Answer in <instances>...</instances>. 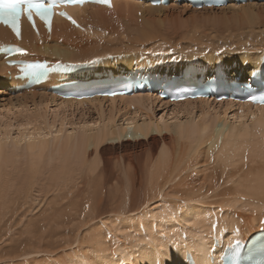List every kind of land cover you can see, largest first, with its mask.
<instances>
[{
	"label": "bare ground",
	"instance_id": "6f19581e",
	"mask_svg": "<svg viewBox=\"0 0 264 264\" xmlns=\"http://www.w3.org/2000/svg\"><path fill=\"white\" fill-rule=\"evenodd\" d=\"M81 19L91 25L88 33L69 32L67 24L60 21L59 30L44 48L31 45L30 50L53 61L101 58L113 71L117 65L124 66L123 62L130 67V53L135 52L136 59L140 53L158 52L178 62L197 56L212 64L210 73L220 57L225 66L231 61L248 63L247 69L238 66L234 76L246 70L251 76L250 67L258 68L264 55V4L195 10L185 5L152 8L115 0L111 8L94 7L88 18ZM26 38L33 40L31 32H26ZM111 55L114 58L109 61ZM3 73L0 64V75ZM7 81V77L0 78V99L14 108L47 111L54 105L56 111L92 109L98 118L85 126L53 132L49 126H40L43 116L37 111L35 118H26L24 130L15 137L0 127V216L27 204L37 188L40 193L47 187L59 191L67 184L60 190L69 186L73 199H78L71 218L81 219L75 235L66 236L64 242L59 238L67 231L54 228L71 220H44L56 240L53 249L43 246V234L36 235L30 245L8 247L5 253L1 249L0 264H157L154 254L162 260H182L184 245L208 262L213 224L215 232L226 234L225 240L231 243L246 241L264 230V108L206 100L171 106L149 95L83 102L58 100L41 91L18 97L8 93L10 97L3 90ZM156 103L164 111L159 120L153 114ZM202 147L208 148L222 171L235 165L237 159L257 158L260 165L244 176L245 181L243 178L234 189H228V197L217 208L208 207V198L198 189V194L194 192L195 188L190 189V196L168 202L165 189L176 176L181 183L177 190L181 191L182 183L189 184L186 179L190 175H182L198 163L194 159H200ZM59 199L62 203L67 196ZM9 223L13 222L0 220V228ZM235 229H239L238 234ZM203 233L206 238L194 241ZM33 255L37 257L28 260Z\"/></svg>",
	"mask_w": 264,
	"mask_h": 264
},
{
	"label": "rangeland",
	"instance_id": "374dc122",
	"mask_svg": "<svg viewBox=\"0 0 264 264\" xmlns=\"http://www.w3.org/2000/svg\"><path fill=\"white\" fill-rule=\"evenodd\" d=\"M48 107L49 108L47 109V111L42 110V109L38 110V109H35L34 107L29 108V109H26L23 107H15L14 108V107H12L11 104H8L7 102L0 99V127H2V129L7 128L6 130L11 134L10 136L15 137L19 134V132L24 130L25 127L23 124H24L26 118H35L37 116L38 112H39L38 115L43 116V119L40 118V122H41L40 126H44V127L49 126L53 132H56L58 129H62L63 131L64 130L66 131V130L71 129V127H73L74 125L85 126V125L89 124L90 122L96 120V118H98L97 117L98 115L95 112H93L92 109L84 110L85 112L82 109H80V111L74 112L71 110L56 111V108L54 105H50ZM131 110L133 111V108H131ZM163 112H164L163 109L159 108L158 103H156L155 110L153 112L154 119L159 120L160 117L162 116ZM115 122H116V125H117V123L121 124V122H119V121H115ZM221 122L222 121H220L218 127H220ZM170 134L171 133H169L168 135H170ZM159 136H161V135H159ZM122 140H124V139H122ZM110 143L111 142H106L105 144L110 145ZM162 147H163V145L161 144L160 149ZM204 149H205V147H202L200 149V154L198 155L200 157V159L198 157H196L194 159V163H196V161L198 163L196 165L193 164L195 166H192V168H191V170H189V172H187V173L184 172V175H182L180 172H178L179 170L177 171L182 176H185V175L189 176L190 175L191 177L189 176L187 178L188 180L186 179V181H187L186 184L192 183V185L191 186H189V184L185 185L184 184L185 182H184V183H182V185H180L181 191H179L176 189L179 187V184H181L180 180H179V176H176V178H173L171 180L172 184H170L168 186V188L165 189V192L169 193L168 194L169 198L167 196L168 202H169V200H172V199L174 200L175 198L181 197V195H183V197H185L184 195L190 196V194H192L190 189L195 188L194 192L200 190V191H202L200 193H202V195L204 197L206 196L208 198V200H207L208 204H206V205H209L208 207H214L215 206L214 208H217V206H219V204L223 202V199L228 197V194H225V193H228V189H229V191H230L231 187L234 189L237 182L240 180L243 181V178L245 181L246 177H248V175H247V174H249L248 172L250 170H252L253 168L254 169L257 168V166L260 165V162L258 161L257 158H249V159H245V160H242V159L238 160L237 159V161H235V165H232L231 167L226 169V171H222L219 168V166H216L214 158L212 156L213 154L210 151H208V148H207V151H206V149L205 150ZM201 155H203V157ZM212 158H213V161L211 160ZM212 162H214V163H212ZM261 162H262L261 163V165H262L263 160H261ZM235 167H237V169ZM231 168L235 169L234 172L236 170H238V171H236L237 173L236 172L234 173ZM240 173H242V174H240ZM226 176L230 177V178H227ZM238 176H240V177H238ZM244 176H246V177H244ZM228 179H231V181H229ZM232 181H234L235 183L233 184ZM194 182H196V183H194ZM231 182H232V184H231ZM195 184H196V186L194 187ZM66 185L67 184H63L62 187H65ZM172 185L174 187V191H173V187H171ZM38 189L39 188H37L36 193H34L37 196L34 195V197L32 199L28 200L27 204L19 207V209L17 207H14V209H12V212H11L12 214H10L6 217L0 216V220H11V222H13V223H9L7 225H3L0 228V252H1V249H3V251L5 253L8 249V247L11 249H14L17 246L23 247L24 245H30V243L33 242L32 239H34V237H36V235L40 236L42 234L44 235L42 241H45V243L43 242V246H45V247L47 246L48 249L52 250L53 249L52 243L56 242V240H55V237L51 238L50 234H51L52 228H50L48 225L44 226V220H47V222H50L51 220H69V219L71 220L70 224L69 223L64 224V225L59 224L58 226H55V228H54L57 232H59L63 228L67 231V232H65L64 235L61 236V237H63L62 238L63 240L61 238H59L61 240V242H64V238L66 236H67L66 238H68L69 236L73 237L75 235V232L78 230L76 228H77L78 224H80L79 221H81V219L77 215H76L77 217L74 216V218H71V215H74L73 209L75 208L76 205H78L77 204L78 199H75V200L73 199L71 193L69 192V186L62 191L60 189L58 191L57 187H54V188H52V187L48 188L47 187V188L43 189V191L41 190V193H40V189L39 190ZM196 189H198V190H196ZM198 193H199V191L197 192V194ZM62 195H66L67 199L64 200L62 203H60V202L58 203V201L60 200L59 198ZM69 196H70V198H69ZM72 204H73V206H71ZM210 205H213V206H210ZM153 206L154 205H152V207ZM23 207H24V209H23ZM13 210H14V213H13ZM238 212H243V211H238ZM75 214H76V212H75ZM7 217H8V219H7ZM14 220H16V221H14ZM20 220L23 223L22 222L18 223ZM74 220H76V221H74ZM21 224H23V225H21ZM38 225H39V227H37ZM70 227L72 230L70 229ZM40 228H41V230H40ZM26 231H27V233H26ZM203 234L205 237H207L206 233H203ZM208 237H210V236H208ZM18 238H20V239H18ZM209 239H211V238H209ZM194 241H197V239H195ZM155 247L165 248L168 246H162V247L155 246ZM33 257H37V256H34V255L30 256L28 260H30Z\"/></svg>",
	"mask_w": 264,
	"mask_h": 264
},
{
	"label": "snow or ice",
	"instance_id": "6c2138e0",
	"mask_svg": "<svg viewBox=\"0 0 264 264\" xmlns=\"http://www.w3.org/2000/svg\"><path fill=\"white\" fill-rule=\"evenodd\" d=\"M86 2L99 3L110 6V0H0V24H3L11 29V31L20 38L21 24L20 21L22 17H27V20L35 29V17L39 19L51 30V18L57 14L56 8L63 5H74V4H84ZM60 16L70 20L74 25L76 21L72 19L67 12L61 11L58 13ZM79 26V25H77ZM223 51V49H222ZM0 52H3L5 56H11L12 54L26 55L25 49L18 46H0ZM95 63L96 61H91ZM20 73L24 76H36L41 77L44 74L55 72L61 68H71L77 67V65H64L62 63H56L54 65H49L46 62H19ZM255 71V70H254ZM102 95H117L116 92L101 93ZM83 98V97H80ZM186 98V97H180ZM251 100L253 102H259L264 104V96H252ZM264 223V221H262ZM213 232L216 231V224L212 225ZM238 234L239 229H235ZM240 241L236 240L235 243H229L228 253L221 257V260H231L233 264L237 261L240 255ZM262 252H264V238L262 242L256 245ZM257 264H264V258L257 261Z\"/></svg>",
	"mask_w": 264,
	"mask_h": 264
}]
</instances>
